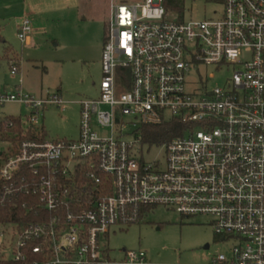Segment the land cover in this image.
<instances>
[{"label": "built area", "instance_id": "obj_1", "mask_svg": "<svg viewBox=\"0 0 264 264\" xmlns=\"http://www.w3.org/2000/svg\"><path fill=\"white\" fill-rule=\"evenodd\" d=\"M222 2L221 18L188 22L172 19L163 0L112 5L100 94L80 102L79 137L0 150V201L23 195L38 205L37 222L0 224V264H145L143 251L111 260L101 238L159 206L208 216L223 241L235 240L208 264H264V0ZM31 30L21 20L18 38ZM200 65L238 68L223 87L207 89L200 76L190 90ZM7 102L63 104L58 93L0 88ZM171 121L178 135L144 141L145 125ZM28 123L38 124L33 112ZM152 149L164 159L145 160Z\"/></svg>", "mask_w": 264, "mask_h": 264}, {"label": "rangeland", "instance_id": "obj_2", "mask_svg": "<svg viewBox=\"0 0 264 264\" xmlns=\"http://www.w3.org/2000/svg\"><path fill=\"white\" fill-rule=\"evenodd\" d=\"M141 1L0 0V88L10 93L20 86L22 92L37 98L58 93L63 102L46 104L35 111L16 102L0 104V121L13 117L26 123L33 112L38 119L36 133L44 130L45 138L52 140L77 139L80 102L100 94V60L112 5ZM183 7L182 17L169 12L170 17L185 22L214 20L221 18L224 10L222 0H184ZM25 18L32 26L28 44L17 37ZM6 45L19 55L16 74L4 58ZM237 68L200 65L190 73L188 88L194 89L200 76L207 80V89L223 87ZM124 120L133 121L128 116ZM6 146V141H0V150ZM155 157L163 160L164 151L152 149L144 154L145 160ZM3 230L0 227V232ZM101 242L111 260L124 259L128 251H143L145 264H208L218 254H228L236 243L232 239L223 241L211 228L210 217H184L163 206L144 214L140 222L113 225Z\"/></svg>", "mask_w": 264, "mask_h": 264}, {"label": "trees", "instance_id": "obj_3", "mask_svg": "<svg viewBox=\"0 0 264 264\" xmlns=\"http://www.w3.org/2000/svg\"><path fill=\"white\" fill-rule=\"evenodd\" d=\"M184 0H163V5L166 11L174 13L179 17L183 14ZM108 31V30H107ZM107 37L103 39L105 42ZM0 41L2 37L0 36ZM10 49L5 50V55H9ZM14 60V61H13ZM14 62L18 67L19 57H12L9 60ZM12 126H9V123ZM27 123V124H26ZM24 122L20 118L8 117L0 121V141H7L13 145H17L24 139H43L45 138V131H41V135L36 136V129L28 122ZM144 141L148 143L163 144L172 137L180 133L181 125L176 121L164 122L159 125H145L144 127ZM26 204V205H25ZM38 205L36 200L30 201L28 197L21 196L16 200V203H10L7 197L0 201V224L18 223L19 229H22L29 222H37L38 218L36 212Z\"/></svg>", "mask_w": 264, "mask_h": 264}, {"label": "crops", "instance_id": "obj_4", "mask_svg": "<svg viewBox=\"0 0 264 264\" xmlns=\"http://www.w3.org/2000/svg\"><path fill=\"white\" fill-rule=\"evenodd\" d=\"M18 37V36H17ZM30 40H31V38H30V36L28 37V39H27V41L26 42H23V43H25V44H28V43H30ZM22 42V41H21ZM10 49V53H9V55L7 56V55H5L4 54V58L6 59V60H8V62H9V60H10V58L12 57V56H17V57H19V55L18 54H16V52H14L11 48H9L7 45L5 46V50L6 49ZM101 61V60H100ZM20 87V86H19Z\"/></svg>", "mask_w": 264, "mask_h": 264}]
</instances>
